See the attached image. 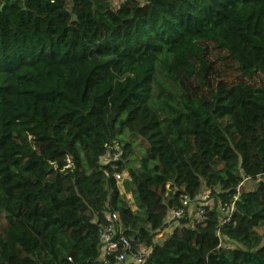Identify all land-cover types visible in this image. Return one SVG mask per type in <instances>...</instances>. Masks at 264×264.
<instances>
[{
	"label": "trees",
	"instance_id": "16d2710c",
	"mask_svg": "<svg viewBox=\"0 0 264 264\" xmlns=\"http://www.w3.org/2000/svg\"><path fill=\"white\" fill-rule=\"evenodd\" d=\"M115 211L145 264H264V0H0V264H106Z\"/></svg>",
	"mask_w": 264,
	"mask_h": 264
},
{
	"label": "built area",
	"instance_id": "2783aa9c",
	"mask_svg": "<svg viewBox=\"0 0 264 264\" xmlns=\"http://www.w3.org/2000/svg\"><path fill=\"white\" fill-rule=\"evenodd\" d=\"M116 179L120 182L124 193L129 197L128 194L132 191L126 189L125 185V182L129 179L126 178L125 175L122 176L120 174L116 176ZM239 196L240 191L238 190L230 202L231 207L227 209L229 212L235 210V203ZM197 201L202 208L199 212H195V218L198 222H202L205 214L203 206L212 205L213 200L210 198L209 192H205L197 198ZM193 207H195V203H193L190 198L186 197L183 201V205L179 209L168 213L166 218L167 223L170 224L175 220L183 218L188 209H190L189 212H193ZM221 208H223L222 203ZM228 211H225L224 216L228 215ZM119 212L120 211L109 213L106 216L105 223L99 230L103 260L106 264H113V261L115 264H145L151 252L144 245L133 243L122 235Z\"/></svg>",
	"mask_w": 264,
	"mask_h": 264
},
{
	"label": "rangeland",
	"instance_id": "374dc122",
	"mask_svg": "<svg viewBox=\"0 0 264 264\" xmlns=\"http://www.w3.org/2000/svg\"><path fill=\"white\" fill-rule=\"evenodd\" d=\"M112 2L114 4V6H116V7H118L119 4H120V0H112ZM259 93L262 94L261 91ZM244 187L247 188V189H250L252 187V183L249 182V181L248 182H245V186ZM128 195H129L130 199L134 197V193L133 192H130ZM179 225H180V222H178V223L177 222L176 223H171L170 228L168 230H166L164 232V235L161 237V241H163L164 238H167L169 236V234L173 231V229L175 227L179 226Z\"/></svg>",
	"mask_w": 264,
	"mask_h": 264
},
{
	"label": "crops",
	"instance_id": "0c3cea01",
	"mask_svg": "<svg viewBox=\"0 0 264 264\" xmlns=\"http://www.w3.org/2000/svg\"><path fill=\"white\" fill-rule=\"evenodd\" d=\"M126 183H128L127 185H128V187H130L131 184L129 185V183H132V182L130 180H127V182H125V185H126Z\"/></svg>",
	"mask_w": 264,
	"mask_h": 264
}]
</instances>
